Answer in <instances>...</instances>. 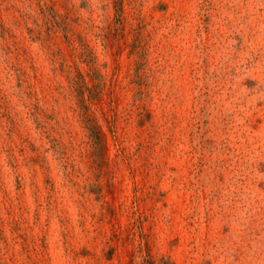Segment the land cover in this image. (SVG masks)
Segmentation results:
<instances>
[{"label":"rangeland","instance_id":"rangeland-1","mask_svg":"<svg viewBox=\"0 0 264 264\" xmlns=\"http://www.w3.org/2000/svg\"><path fill=\"white\" fill-rule=\"evenodd\" d=\"M0 264H264V0H0Z\"/></svg>","mask_w":264,"mask_h":264}]
</instances>
